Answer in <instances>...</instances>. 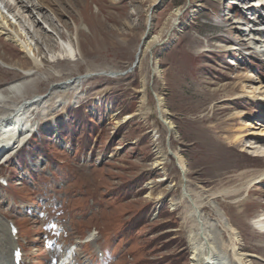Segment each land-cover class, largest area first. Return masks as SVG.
Here are the masks:
<instances>
[{"label":"rangeland","instance_id":"1","mask_svg":"<svg viewBox=\"0 0 264 264\" xmlns=\"http://www.w3.org/2000/svg\"><path fill=\"white\" fill-rule=\"evenodd\" d=\"M4 1L17 24L34 30L40 61L0 37V91L23 88L8 105L42 99L26 114L30 138L0 165V228L17 226L27 264H49L52 219L57 244L77 247V263L96 264L86 242L95 233L112 250L100 264H191L182 176L168 148L205 201L251 184L213 200L231 237L219 224L210 229L227 252L235 237L246 264H264L256 224L264 219V141L254 136L264 127V61L244 41L246 19L264 20V9L250 7L264 0H25L21 9ZM68 42L74 61L61 56ZM203 213L218 220L208 205Z\"/></svg>","mask_w":264,"mask_h":264},{"label":"bare ground","instance_id":"2","mask_svg":"<svg viewBox=\"0 0 264 264\" xmlns=\"http://www.w3.org/2000/svg\"><path fill=\"white\" fill-rule=\"evenodd\" d=\"M24 1L25 0H19V3L17 5H19L18 7L20 9L22 8L21 5ZM234 4H239V1L232 2L233 6H235ZM26 5H28V2L25 3V6ZM258 6L264 7V1L258 2V4L254 3L251 5L250 8ZM24 8L22 12L26 13L27 11ZM32 11H35V9H33ZM32 11L28 12L30 16H32L33 14ZM12 14L13 11L8 6V3H6L4 0H0V37H4L6 41L18 46L19 49L28 58H30V60L35 65L40 64V61H38V59L35 57V52H38L37 48L35 47L34 40L32 38L35 34L34 30L30 31L29 28H25L23 25L21 26V23L17 24L15 21H19V19L15 16H12ZM27 16L29 17V15ZM9 17H11V19ZM228 17L226 18L229 19ZM257 17L259 16L257 15ZM246 20L251 21L246 24V27L249 28L248 34L246 36L247 38L244 41H247L250 45V48L257 54L256 56H258L264 61V38L262 40L257 39V34H259V36H264V20L260 17L256 18L255 16L249 17ZM14 24L18 25L20 29L17 30ZM238 24L241 25L242 23L240 24L239 22ZM152 40L154 42V39ZM236 47L238 50L241 51L242 48L240 47V45H237ZM222 48L227 49L229 47L223 44ZM61 49L62 57H68L73 61L75 60L76 54H78V50L75 48L74 45L69 42L63 43ZM78 80L79 78L76 80H71L67 83H64V86L61 87H59V85L55 86L53 91L56 92L59 90L61 92H64L66 87L70 89L71 87L78 86ZM22 89V85H15L10 88H7L4 91H0V165L4 163L6 159L15 152V150L19 149L22 144L24 145V143L28 141V138L31 136V133L33 131V126L30 124V118H26V114L28 113L27 111L30 107L34 105L36 106L37 104L39 105V103L42 102V99L40 97H37L31 100L24 101L17 105H8L9 101L14 97V95H17V93H21ZM156 103L160 121L163 123L166 130L171 132V129L173 127L169 122H167L163 118L161 112V99L156 98ZM254 136L258 137V142L260 140L264 141V127L258 130L254 134ZM167 153L174 159L176 167L179 169L182 176L180 202L183 203L185 207L184 209L186 211L184 220L188 221V223L190 224L187 239L190 248L191 264H246L245 256L235 245L238 238L234 237L233 239H230L231 247L229 253L225 249L226 246L224 245V242L220 238V236L214 235V231L210 228L215 227L216 224H219L231 237L232 233L234 232V228L230 225L227 219L222 216L221 211L219 210L218 206L213 203V200H215V198H217L218 196L226 197L230 195H235L240 191L247 192L251 184L246 183L247 185H245V187L241 189L231 188L219 192H212L207 197L208 200L205 201L206 198H202L199 193L187 187L185 182V174L187 168L185 166L186 163L184 162L182 156L178 153H172L170 148H168ZM262 178H264V174L260 176V180ZM206 205H208L218 216V220L213 222L214 224L210 222L203 213V207ZM256 224L260 227V229L264 230V219L257 221ZM2 227L3 226H1L0 228V264H13V251L15 250V246L11 240L12 238L9 229L5 226L4 228ZM94 240L95 238L92 234L89 235V238L86 240V242L91 243ZM72 251L73 250L70 249L66 252V257L65 259L61 260L62 262L60 261V264H71L70 256L74 253V251Z\"/></svg>","mask_w":264,"mask_h":264}]
</instances>
